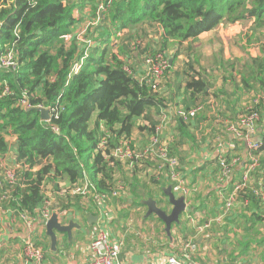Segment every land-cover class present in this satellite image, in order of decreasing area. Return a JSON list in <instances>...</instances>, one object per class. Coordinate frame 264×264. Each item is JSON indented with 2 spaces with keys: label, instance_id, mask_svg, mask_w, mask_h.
<instances>
[{
  "label": "trees",
  "instance_id": "obj_1",
  "mask_svg": "<svg viewBox=\"0 0 264 264\" xmlns=\"http://www.w3.org/2000/svg\"><path fill=\"white\" fill-rule=\"evenodd\" d=\"M89 1H96L103 12L99 23L86 34L90 40L83 39L80 46L73 36L77 24L73 11L77 8L82 12ZM248 20L257 28H264V0H0V57L11 51L18 61L15 71L0 67V212L9 210L15 217L24 213L37 218L36 210L44 209L49 202L47 208L52 213L87 209L94 214L90 209L95 208L93 201L72 195L70 189L87 182L108 200L117 188V180L123 181V189L116 200L128 204L130 199L131 207H144L140 201L152 198L160 205L159 196L166 198L163 188L168 181L164 176L155 177L156 160L115 161V167H110L98 149L99 143L105 140L113 149L123 139L132 141L133 127L139 118L148 121V140L154 135L160 137L161 126L168 118L178 133V140L168 145L174 156L172 149L176 150L180 142L196 145L190 127L197 123L198 115L183 121L176 110L167 114L166 97L170 95L171 101L179 97L182 83L172 84L175 92L168 95L154 92L145 78L138 76L131 59L139 56L143 62L146 57L165 53L171 45L180 47L220 24ZM146 30L155 31L158 38L154 46L147 44L142 48L137 40L143 38ZM68 36L72 41L66 46ZM253 64L257 66L254 81L261 84L264 45L260 62ZM169 69L170 66L165 73ZM183 88L184 107L178 108L200 105L197 96L202 89L195 76L190 75ZM260 91L255 97L258 108L264 104V84ZM24 93L29 107L49 110L50 120L42 121L38 112L20 106ZM151 110L160 116L157 123L150 118ZM8 137L13 138L12 165L5 161L11 149ZM141 161L152 164L153 169L148 172L152 179L144 185L134 169L129 176L123 172L128 164ZM213 164L218 173V160ZM6 169L12 170L14 183L5 181ZM121 192L132 197H121ZM245 192L236 201L240 198L257 207L261 201L253 192ZM165 203L169 206L167 199ZM245 223L250 228L264 223V214L253 212ZM261 235L256 229L251 238Z\"/></svg>",
  "mask_w": 264,
  "mask_h": 264
},
{
  "label": "crops",
  "instance_id": "obj_2",
  "mask_svg": "<svg viewBox=\"0 0 264 264\" xmlns=\"http://www.w3.org/2000/svg\"><path fill=\"white\" fill-rule=\"evenodd\" d=\"M218 34L223 40V33ZM261 43L264 44V41ZM256 48L259 56L253 58L250 63L243 61L247 53L220 54L211 60L209 56L212 49H200L199 59H205L206 62L209 60V63L201 66L199 62L198 71L195 72L194 67L189 68L188 73L200 82L202 90L198 92L197 104L202 106V111L196 118L197 123L190 127L196 145L191 147L188 142L182 141L176 150L172 149V153L178 159L179 170H183L180 172L189 191L190 205L182 214L181 220L179 218L181 225L172 226L170 235L166 234L164 225L159 223L155 216L144 218L145 207H131L130 199L128 204H124L116 198L103 203L97 210L87 206L94 214L87 209L64 212V216L59 217L60 222L64 224L73 221L79 228L72 229L70 238L65 233L56 232V250H52L45 225L39 220L28 226L19 217L13 216L11 211L2 210L0 264H33L23 253L27 239L42 247V264H86L90 258L89 245L93 237V227L99 219L106 221L111 240L121 243L115 264H165L168 257L182 258L185 253H189L195 260L208 264H212L208 262L211 258L221 259L217 260V264H264V223L251 228L249 223H245L246 217L253 212L264 214V201L256 207L239 198L230 212L225 213L224 205L218 197L221 189L226 194L233 184L243 177L247 169L246 141L229 133L227 128L238 120L243 109L253 102L264 84V81L261 84L254 81L257 66L253 63L260 62L262 45ZM225 50H228V46H225ZM172 65L173 63L169 62V66L175 71L177 67ZM184 72L187 70L184 69ZM183 86L184 83L179 97H173L172 101L169 99L170 95L166 97L165 103L173 104L168 105L167 114L180 106L184 107L186 96L182 99ZM194 105L196 104L192 103L190 107ZM259 110L260 120L250 135V140L260 143L261 146L259 167L249 175L248 189L245 192L247 194L264 180V104L259 106ZM150 112L153 122L160 121V116L152 110ZM135 124L132 141L140 150L148 144L146 133L148 121L139 118ZM160 139L169 146L178 140L172 119L167 118L161 126ZM13 153L12 146L8 154L12 156ZM219 154L226 155L227 160L232 163L230 181L223 185L218 184V173L217 169L214 171L216 165L213 164ZM143 165L145 172L152 173V164L144 162ZM160 206L162 209L167 208L163 203ZM190 211L197 217L198 223H206L217 216H221V222L218 225L211 223L210 229L198 233L195 229L197 223L189 219V216L194 218ZM80 224L89 227V237L84 240L78 233L81 229ZM256 229L262 235L254 240L251 234Z\"/></svg>",
  "mask_w": 264,
  "mask_h": 264
},
{
  "label": "built area",
  "instance_id": "obj_3",
  "mask_svg": "<svg viewBox=\"0 0 264 264\" xmlns=\"http://www.w3.org/2000/svg\"><path fill=\"white\" fill-rule=\"evenodd\" d=\"M77 41L83 42V39L77 37ZM143 65L147 69L145 83L151 88L152 91L156 92L158 90V85L164 72L169 67V61L166 58L165 54L157 53L152 57H146L143 61ZM0 67L6 70L15 71L18 67L16 54L10 51L6 55L0 57ZM125 70L131 72L127 67L125 68ZM257 104L258 99L255 98L250 105L246 106L243 109V112L239 115L237 122L235 124H231L227 128V131L229 133H232L236 137L243 138L246 141L248 165L243 177L238 182L234 183L226 194L223 193L222 189L218 193L219 200L224 205L225 213H229V210L236 202V199L240 195V193L242 191H247L249 175L259 167V151L261 149V146L260 143L250 140V135L254 132L260 120V112ZM20 106L23 108L30 106L28 96L25 93ZM175 110L176 114L179 115V118H181L183 121H189L194 119L201 113L202 106L195 105L194 107L189 109L178 108ZM49 114L50 117H52V114L50 112ZM164 118L165 117H163V119ZM98 149L105 160L108 162V166L110 167H115V161H120L121 163L129 161L130 163H132L134 161H140L148 158L156 160L155 173L157 175V178L159 176L166 177L168 185L171 186V190L175 194V196H183L185 198L186 208L190 205V202L188 201L189 191L185 185V179L180 172L181 170H179V162L176 157L171 155L168 145L163 142L160 137H158V135L151 136L149 139V144L140 150L135 148L130 139L121 140L119 145L117 147H114L113 149L108 148L107 142L105 140H102L99 143ZM225 158L226 157L224 154H219L217 157L220 167L217 174L219 185H223L229 182L231 178L232 163L228 161L227 158ZM4 177L7 183H14L16 181V179H14L12 170L6 171L4 173ZM116 186L117 188L110 194V200L118 198L120 190L123 189V181L117 180ZM71 191L88 195L95 205V208L93 209L96 210L100 208L103 203H106L109 200H107L104 196L99 195L96 192V189L87 182L72 187L70 189V192ZM251 191L258 200L264 201V180L261 181L257 188L252 189ZM49 204L50 203L47 202L46 206L48 207ZM47 207L42 210H36L37 214L39 215L37 218L28 216L24 213H19L18 217L24 224L28 226L39 219H41L42 221H39L43 225H45L52 214V212ZM64 212L65 211L56 214L61 218L64 216ZM189 219L191 220V222L197 223L195 229L198 233H203L204 231L210 229L211 223H216L218 225L221 222V216L214 217L206 223L195 222L194 218L190 216ZM120 246L121 243L119 241L111 240L108 234L106 221L104 219H99L93 227V237L89 245L90 258L86 264H115L120 253ZM191 246L193 248L195 247L194 245ZM23 253L27 257V259L32 261L33 264H42V247L37 245L32 240L27 239L25 241ZM165 264L208 263H203L190 258L189 255L185 253L182 258H178L175 256L168 257Z\"/></svg>",
  "mask_w": 264,
  "mask_h": 264
},
{
  "label": "rangeland",
  "instance_id": "obj_4",
  "mask_svg": "<svg viewBox=\"0 0 264 264\" xmlns=\"http://www.w3.org/2000/svg\"><path fill=\"white\" fill-rule=\"evenodd\" d=\"M102 12H103L102 7L99 4H97L96 1L87 2L86 8H84L82 12H79L77 8L74 9L73 16L77 19V24L73 28V36L76 37V41H77V37H80V39L90 40L89 37L86 38V34L88 30L89 31L93 30V28L99 23V19L102 17ZM218 33H223L224 35L223 40L221 39ZM127 38L128 37L125 38L126 41H127ZM134 38H132L130 41H132ZM157 38L158 36L155 31L146 30L144 32L143 38L142 39L140 38V40H137V41H140V45L143 48L147 44L154 46V44L157 41ZM70 39H71V36H68L66 38V44H65L66 46L68 45V43L72 41ZM112 39H115V38H112ZM262 41H264V28L259 29L255 26L253 21L248 20V21L237 22L235 24L223 23L217 26L215 30L203 33L196 39H193L192 41H187L186 44L184 43L180 47L177 45H171L168 48V51L163 54H165L169 62L173 61V65H176L177 68L175 71H173L172 67H170L169 71L165 73L168 68L166 69V71L164 72L165 75L163 74L164 77L162 76L163 80L161 78L162 82L160 80L161 84L159 83L158 85L159 90L157 91L158 93L162 95H168L170 93L175 92V87H173L172 84L185 83L186 81H188L190 78V75H192L188 73L189 68L194 67L193 72H195V71H198L199 62L201 66L205 63H209V60L206 62L205 59H199L198 54H199L200 49L211 48L212 53L209 56L211 60L212 58L215 59L220 54L233 55L235 53H241V54L247 53L243 61L244 63H250L253 58H257L259 56V54L257 55L256 47H259L260 45L263 46L264 44L261 43ZM77 42L80 46L83 45L82 41H77ZM225 46H228L227 51L225 50ZM127 53H129V51ZM252 55H257V56L252 57ZM131 63H133V65L136 67V70L138 71V76L145 78L147 74V69L143 65L142 60H139V56L132 58ZM184 69H186L187 72H184ZM39 95L40 94L38 93L37 96ZM169 104L173 105L171 102H168V105ZM12 139L13 138L8 137L10 148H12V144H13ZM131 142L135 146V148H138V146L133 141ZM5 161L9 162L10 165H12L13 158L11 154H8L6 156ZM144 161L134 163V164H128L123 169L124 174H126L127 176H129L130 171L134 169L140 183L143 185L148 183V180L152 179V176H153V175L150 176V174L145 172L144 165H143ZM6 171H11V170L6 169ZM121 197H132V196L121 192ZM159 198L163 201L162 203L166 205L167 207L166 209L169 210V207L165 203L166 198L161 197V195L159 196ZM56 208H59V207L55 206L54 209ZM128 209L129 208L127 207V210ZM68 211L71 212L72 209L66 210L65 212H68ZM190 215L193 216L195 218L194 219L195 222H197L198 219L195 215L192 214V211H190ZM181 216H180V220H181ZM151 217H153V215ZM162 224H161V227L163 228ZM80 226H81V229L78 230V233L80 235V238L84 240L86 237H89V227L84 224H80ZM209 260L210 261L208 262L212 264H217V260L221 261V259H218V258H211Z\"/></svg>",
  "mask_w": 264,
  "mask_h": 264
},
{
  "label": "water",
  "instance_id": "obj_5",
  "mask_svg": "<svg viewBox=\"0 0 264 264\" xmlns=\"http://www.w3.org/2000/svg\"><path fill=\"white\" fill-rule=\"evenodd\" d=\"M24 109L26 111L34 110L38 112L42 121H48L51 118L48 109L38 106L25 107ZM163 193L167 198V202L169 204V206H167L170 207L169 210H167L166 208L162 209V207L160 205H157V202L152 198L141 200L140 203L146 208L144 218H148L152 215L155 216L161 221V223H163L166 234L170 235V229L172 224H179V218L181 214L185 213L186 211L185 198L183 196L176 197L175 194L172 192L170 185L163 188ZM74 227L79 228V226L73 223V221H68L67 223L63 224L60 222L59 217L55 212L51 214V217L45 223V232L48 238L50 239L52 250H56V232L65 233L68 238H70L71 231Z\"/></svg>",
  "mask_w": 264,
  "mask_h": 264
},
{
  "label": "bare ground",
  "instance_id": "obj_6",
  "mask_svg": "<svg viewBox=\"0 0 264 264\" xmlns=\"http://www.w3.org/2000/svg\"><path fill=\"white\" fill-rule=\"evenodd\" d=\"M72 194H79V195H82V196H85V197H88L89 200H91V198L88 196V195H85V194H80V193H77V192H74V191H71ZM40 221H42L41 219H39Z\"/></svg>",
  "mask_w": 264,
  "mask_h": 264
},
{
  "label": "flooded vegetation",
  "instance_id": "obj_7",
  "mask_svg": "<svg viewBox=\"0 0 264 264\" xmlns=\"http://www.w3.org/2000/svg\"><path fill=\"white\" fill-rule=\"evenodd\" d=\"M149 139H150V138H149ZM148 144H149V140H148ZM148 144H147V145H148ZM155 177L157 178V175H156V174H155ZM158 178H161V176H159ZM166 199H167V198H166Z\"/></svg>",
  "mask_w": 264,
  "mask_h": 264
}]
</instances>
